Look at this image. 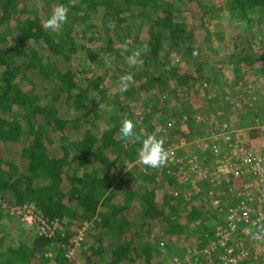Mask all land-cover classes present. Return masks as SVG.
Returning <instances> with one entry per match:
<instances>
[{"label":"trees","instance_id":"1","mask_svg":"<svg viewBox=\"0 0 264 264\" xmlns=\"http://www.w3.org/2000/svg\"><path fill=\"white\" fill-rule=\"evenodd\" d=\"M196 1L58 0V5L68 7L69 13L67 23L54 33L42 27L43 21L38 16L39 8L48 0H0V194L6 196L10 205L32 203L47 220L55 219L60 225L53 239L34 235L29 241L27 231L21 230L14 216L0 208V264H72L68 251L85 221L93 224L87 238L80 241L83 264H157L152 247L137 246L139 239L156 232L162 238H193L196 243L190 242L191 251L201 253L204 242L200 237L213 227L208 228L204 223L209 219L204 213L206 203L201 201L202 197L184 201L182 196H171L174 188L182 193L184 185L191 187L189 181L170 176L178 165L172 167L174 170L170 168L171 173L168 169L143 165L142 173L148 176L145 180L158 182L159 172H162L163 181L170 184L162 205L154 200L155 190L146 187L137 195L132 180L116 184L110 171L138 159L143 137L139 136L135 125V140L122 141L119 132L122 121L131 119L135 124V119L131 113L125 118L120 115L129 104L127 96L134 99L139 92L153 88V79H149L150 65L157 69L173 52L197 67L200 65L201 45L194 42L199 26L179 21L174 15L177 2L191 5ZM225 1L227 10L237 19H245L249 28L254 24L257 32L264 33V0ZM99 11L105 43L99 48L79 43V38L87 35L88 40H96L94 18ZM200 14L202 18L204 13ZM110 21L115 23L114 29L108 27ZM203 27L206 28L205 21ZM245 32L230 39L232 49L226 63L234 72L242 67L244 74L241 75L252 74L260 79L264 92V43L261 41L254 49L247 28ZM207 36L211 34L207 32ZM9 37H14L12 42ZM28 41L66 61L73 52L81 51L87 61L102 66L107 56L116 67L119 79L132 73L135 83L124 91L123 101L119 96L112 101L110 121L103 122L108 115L102 111L106 102L102 97L107 90L99 87L96 75L90 72L84 82L80 81L78 73L70 67L60 70ZM204 42L213 43L211 37ZM116 44L121 47L120 51ZM125 44L129 51L122 54ZM145 46L148 51L142 54L143 64L130 65L125 56ZM193 51L198 55L193 56ZM255 52L259 54L255 56ZM28 71L47 80L44 93L51 98L50 102L42 103L33 85L21 88L16 83L18 76L27 78ZM193 76L194 71L176 79L193 89L192 84L197 80ZM142 78L148 80L142 83ZM164 88L165 85L160 90ZM92 91L99 97L95 98ZM63 101L70 103L69 117H63L58 109ZM186 102L182 107L188 109L190 104ZM216 103L218 109L225 108L221 98ZM17 108L20 120L4 116L5 112ZM189 126L193 128L191 120ZM173 133L185 135L177 126ZM53 147L59 149V153H54ZM10 149L16 153L9 152ZM16 158L25 161L24 170L19 168ZM200 220H204L202 226L196 225ZM139 257L143 260L137 263Z\"/></svg>","mask_w":264,"mask_h":264},{"label":"rangeland","instance_id":"2","mask_svg":"<svg viewBox=\"0 0 264 264\" xmlns=\"http://www.w3.org/2000/svg\"><path fill=\"white\" fill-rule=\"evenodd\" d=\"M57 5L58 0H48L44 6L39 8L38 16L42 19V21L47 20L51 17L53 9ZM177 8L178 9L174 12L177 20L185 21L187 24L196 23L199 26L197 27V36H195L194 42L197 45H201L200 65L197 67L192 64L191 60L188 62L186 57L182 59L181 56L176 55L174 52L170 53V55L164 59V62L166 63L162 62L161 65L159 64L157 69L150 65L151 72L149 79H153L152 81L154 83L151 84V87L153 88L139 92V95L134 99L127 96L129 104L125 107V112L120 116L125 118L131 113L130 115H132L135 119V125L139 128V136H142L143 139L147 138V136L153 134L157 129H159L157 137H162L164 139L165 149L167 152L172 150L174 158L180 159L188 153L196 154L199 159H202L204 167L212 170L215 165L214 158L197 146L198 139L206 134L209 127L203 123L195 121L196 116L210 117L215 115L216 105L214 101H216L217 96H211L210 93L212 92L209 89L215 88L217 91H223V96L221 95L220 98L224 100L225 108L222 109L221 115L215 118L216 124H224L231 129L240 130L239 134L241 135L242 133H248L244 131L253 124L252 122L254 119L257 118L259 121L264 123V92L261 90L262 86L258 80L250 81V79H253V75H238V72H234L233 67L231 68L226 63L232 49L230 39H233L232 37L236 35V30H233L231 26L235 22L234 19L236 17L235 15L227 13L228 10L226 8L225 0H197L191 5L177 2ZM200 12L204 13L202 18L199 17ZM100 15L101 13L99 11L94 18L96 26L93 31H95L94 36H96V40H88L87 37L89 35H87V37L79 38V43H84L86 46L93 48H99L105 43V39L101 34L102 23ZM247 16L251 17L252 15L248 14ZM203 21L206 23V28L203 27ZM242 21L247 24L245 19ZM138 23L139 21L137 24ZM206 31L209 32L211 36H207ZM241 31L244 33L245 29ZM78 37H80V35ZM207 37H211L213 43L208 42V44H206L204 39ZM12 39H14V37L8 38L10 42L13 41ZM28 44L37 47L39 51L44 53L49 61L57 65L60 70L65 71L68 67H70L74 73H78L80 81L82 80L84 82L86 75L89 76L91 74L90 72H93V74L96 75V81L99 82V87L107 90L105 92V96L102 97L105 99L104 101H106L105 105L102 106V111L108 114L106 118L103 119V122H105L106 119L110 121L109 111H112V108L114 107L112 101H114V99L118 96L119 99L123 101L124 91L121 90L119 83L120 79L119 76L116 75L117 69L109 57H104L105 62L102 66H95L87 61L84 53L81 51L73 52L70 60L66 61L60 55H53L42 46L35 45L32 41H28ZM116 47L120 51L121 47L117 44ZM144 58L145 57L142 55L141 59ZM193 71V77L197 79L196 82L192 84L193 89H189L188 86L178 83V79L176 78L189 75ZM172 72L176 73V76H173ZM26 76L27 78L18 76L16 83L21 88L29 87L30 84L33 85L35 92L41 95L42 103L50 102L51 98L49 96H45L44 93L45 89L48 87L47 80L34 71H28ZM145 80L148 79L142 78V83ZM255 82H257L258 85H256ZM164 85L165 88L161 91L160 89ZM148 90L150 92H148ZM206 90H208L209 93L206 92ZM92 93L95 98L99 97L96 91H92ZM132 95L135 97V94ZM207 95H209V97H207ZM144 99H146V103H144ZM186 100V103L190 104L188 109L182 107ZM70 107V103L66 101L60 102L58 105L60 114L63 117H69L71 114ZM185 109L188 111L186 114ZM17 110L18 108L13 111H7L4 113V116H6V118L15 117L20 120L19 116L16 114ZM182 115L187 119L184 120ZM190 120L192 121L193 128L189 126ZM176 126L180 129V131H182V133L185 134L184 136L180 134L175 135L173 133V129H175ZM73 136L75 137L76 133ZM130 140L134 141L135 138L132 137ZM52 151L54 153H59V149L54 147L52 148ZM9 152L14 154L16 153V150L10 149ZM16 161L18 162L19 168L24 170L25 161L20 158H16ZM175 165H178V167H174V170V168H172L174 165L168 161L166 166L162 168L166 170L168 169L167 171L169 173H171L170 168H172L175 172L170 176L175 178L182 179L183 177H187L186 182L189 181L190 186L193 184L191 182L194 181L195 186L199 187V190H201V193L199 192L194 195V198L200 200L202 197L201 201H205L206 203L205 206L203 204L204 213L208 215L207 218L209 220L205 222L204 220H200L196 222V225L202 226L204 222L208 228L216 227L219 217L210 205V202L206 201L208 197L204 196L206 181L203 178L194 179L192 175L186 171L187 168L183 163L181 165L180 163H176ZM142 170L143 164H141L137 159L131 163H124L120 167H114L110 171L116 184H125L127 182H131L132 180L134 183L132 188L135 190L137 195H141V190L146 187L150 190H155L154 200L158 205H162V202L164 201L163 199L168 194L169 189H171L170 184L163 181L164 175L162 172H159L160 174L158 175V179H160V181L158 182L155 181L152 183L150 179L145 180L144 178L148 176H144ZM126 172H128L129 175H126ZM177 180L179 181V179ZM219 185L221 186H217V190L220 194L223 192L222 201L229 202L231 197L226 191L228 184L224 181ZM186 187L187 186L184 185V188ZM92 224L93 223L91 222L84 237L86 236L87 238V232L91 228ZM20 228L21 230L24 229L27 231L26 237L30 241L35 234L34 230H30L31 228L25 226L21 222ZM190 242L194 243L195 240L193 238L188 240L186 237L180 236L162 238L159 233L156 232L148 237L146 236L139 239L137 246L141 249L146 246L150 248L152 247L154 250L153 252H155L154 258L157 257V264H175L177 261H182L180 264H190L191 261H189V263L184 261L187 251L190 248ZM81 251L82 245L78 242V244L74 245V248L69 256L72 258V264H83L81 261ZM188 255L187 257H189ZM197 255L200 254L197 253ZM141 259L143 260V258H137V263Z\"/></svg>","mask_w":264,"mask_h":264},{"label":"built area","instance_id":"3","mask_svg":"<svg viewBox=\"0 0 264 264\" xmlns=\"http://www.w3.org/2000/svg\"><path fill=\"white\" fill-rule=\"evenodd\" d=\"M221 113V109H216L214 116H196L195 120L209 127L198 139L197 146L214 158V170L205 168L196 154L188 153L176 159L173 151H168L172 165L183 163L194 179L207 180L205 193L219 217L216 227L204 231L200 237L204 242L200 255L189 248V257L186 255L184 261H191L190 264H264V123L256 118L246 128L244 132L260 131V141L245 145V133L241 135L240 130L216 124L215 118ZM183 119L187 118L183 116ZM181 181L186 182L187 177ZM224 181L231 197L227 204L222 201L223 192L220 194L217 190ZM191 183V187L184 188L182 193L174 188L171 196L192 201L200 190L194 181ZM0 208L33 229L38 236L53 239L60 227L57 220H47L32 203L10 205L4 194H0ZM90 224L89 221L81 224L74 245L82 240ZM249 228L251 233L245 231ZM72 250L73 247L68 251L69 255Z\"/></svg>","mask_w":264,"mask_h":264},{"label":"clouds","instance_id":"4","mask_svg":"<svg viewBox=\"0 0 264 264\" xmlns=\"http://www.w3.org/2000/svg\"><path fill=\"white\" fill-rule=\"evenodd\" d=\"M68 13L69 8L65 5L61 4L55 6L51 17L42 22V27L54 33L59 31L62 26L67 23ZM108 27L114 29L115 23L110 21ZM55 42L59 43L58 40ZM128 51L129 49L127 48V45H122V54L127 53ZM147 51V46H145L143 49L133 50L130 55L125 56V59L130 65H142L143 60L141 59V56ZM192 55L196 56L198 53L193 51ZM119 83L121 90L127 91L128 88L135 83L133 74L126 73L125 75L121 76ZM134 128L135 124L131 119L123 120L119 129L121 140L127 141L134 137ZM157 132H159V129H157L153 134L147 136V138L143 139L142 147L138 153L139 162L144 166L153 169H160L166 166L169 161V154L164 147V139L162 137L158 138ZM137 139H139V137H137ZM245 231L251 233L252 230L249 228L245 229ZM252 238L255 239V234H252Z\"/></svg>","mask_w":264,"mask_h":264},{"label":"crops","instance_id":"5","mask_svg":"<svg viewBox=\"0 0 264 264\" xmlns=\"http://www.w3.org/2000/svg\"><path fill=\"white\" fill-rule=\"evenodd\" d=\"M227 13L228 14H230L231 12L230 11H227ZM231 14H233V13H231ZM234 15V14H233ZM236 17V16H235ZM235 20V22L233 23V25H231L232 26V29L233 30H236V32H235V34H239V33H243V31H241V30H244L245 28H247V31L248 32H250V34H251V37H252V40L250 39V41H253V47H254V49H256V48H258L259 47V45H257V42H259V43H261V41H262V43H264V33L262 32V33H260V32H257V30H255V28L253 27L254 26V24H252V27L251 28H249V26H247L242 20H239V19H237V18H235L234 19ZM233 22V21H232ZM246 25V26H245ZM259 53L258 52H255V56L256 55H258ZM240 71L238 72V75H241V74H244V68H242V67H239L238 68ZM252 75V74H251ZM252 80H258V79H255L254 77H253V79H250V81H252ZM260 80V79H259ZM258 80V81H259ZM255 84L256 85H258L257 84V82H255ZM212 93H210L211 94V96H213V97H216V100L218 99V98H220L221 97V95L223 94V91H217L215 88H212V89H209ZM206 92H208L209 93V91L208 90H206ZM223 96V95H222ZM207 97H209V95H207ZM252 98H254V97H252ZM210 101V100H209ZM212 102V101H211ZM211 102H208V103H211ZM214 103H215V105H216V108L215 109H218V106H217V103H216V101H214ZM222 106V105H221ZM214 109V108H213ZM222 109H224V108H222ZM255 130V129H254ZM259 141H260V131H250V132H248L247 134H245V138H244V140H243V143L245 144V145H247V144H251V143H253V144H258L259 143ZM159 181V180H158ZM206 181V184H205V187H204V189H206L207 188V180H205ZM205 197H207L206 196V193H205V195H204ZM202 199V198H201ZM206 201L208 202L209 201V199L207 198L206 199ZM225 203V202H224ZM225 204H227V202L225 203ZM10 215V214H9ZM10 216H12V215H10ZM15 218V217H14ZM16 219V222H18L19 224H20V221L17 219V218H15ZM26 226V225H25ZM209 228H211V227H209ZM24 230V229H23ZM30 230H32V229H30ZM34 233H35V231H34ZM34 235H36V233L34 234ZM33 235V236H34ZM73 248H74V246H73Z\"/></svg>","mask_w":264,"mask_h":264}]
</instances>
